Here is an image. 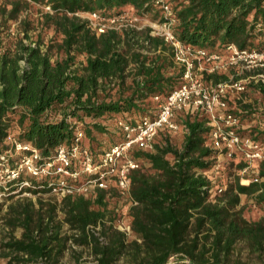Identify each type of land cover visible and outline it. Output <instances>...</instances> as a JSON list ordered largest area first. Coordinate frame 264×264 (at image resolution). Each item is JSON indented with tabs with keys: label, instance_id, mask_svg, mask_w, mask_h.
Returning a JSON list of instances; mask_svg holds the SVG:
<instances>
[{
	"label": "trees",
	"instance_id": "trees-1",
	"mask_svg": "<svg viewBox=\"0 0 264 264\" xmlns=\"http://www.w3.org/2000/svg\"><path fill=\"white\" fill-rule=\"evenodd\" d=\"M32 1L49 8L41 15L42 22L61 35L56 48L62 57L52 61L51 46L47 44L43 50L39 39L24 42L29 39L27 19L19 21L23 37L17 36L3 50L0 42V153L11 148L6 139L12 137L17 143L32 145L43 160L51 159L58 146L73 144V123H77L84 145L96 155L104 149L101 140L109 145L122 140L108 122L119 119L133 124L143 115L153 116L156 103L152 97L165 96L179 86L182 72L172 62L170 47L162 39L150 37L148 29L107 30L95 35L78 16L96 13L110 19L128 13L138 20H163L153 0ZM168 3L176 39L193 50L220 56L229 45L238 51H264V0ZM8 4L9 9L0 4L4 22L16 21L29 6L27 0H10ZM136 37L158 52L152 56L136 52ZM79 55L84 56L83 63L76 61ZM130 64L133 68L126 73ZM203 80L217 84L228 76L216 71L204 73ZM252 86L264 95L262 83ZM235 103L237 107L230 111L240 120L239 134L264 140V124L246 126L242 131L244 122L264 117V103L260 112L242 100ZM184 112L187 117L181 120L180 149L165 138L162 144L153 142L149 151L139 147L130 151L140 162L139 169L131 173L127 197L132 240L116 228L117 213L109 208L110 199L123 197L114 185L95 189L88 197L64 196L57 204L63 220L57 223L55 205L41 213L30 201L21 204L14 200L21 191L15 193L17 188L10 183L6 189L0 187L3 204L9 202L6 222L20 227L22 234L0 243L8 258L6 264H51L68 240L89 247L93 264H117L119 260L126 264H264V216L248 221L238 208L241 195L255 206L264 205V164L259 163L256 175L246 178L250 180L247 184L237 177L224 188H214L205 175L216 158L206 145L211 131L208 119L201 111ZM245 166L240 160L238 172ZM218 188H223L222 192L212 195ZM62 224L67 226L68 236L62 232ZM237 245L254 254L256 261L234 257Z\"/></svg>",
	"mask_w": 264,
	"mask_h": 264
},
{
	"label": "built area",
	"instance_id": "built-area-1",
	"mask_svg": "<svg viewBox=\"0 0 264 264\" xmlns=\"http://www.w3.org/2000/svg\"><path fill=\"white\" fill-rule=\"evenodd\" d=\"M153 5L161 10L163 20L152 24L150 35L162 39L170 47L172 62L182 72L179 86L165 96L152 97L156 103L153 116L143 115L133 124L119 119L114 121L113 127L119 131L122 140L104 147L96 155L91 154L84 145L83 132L77 123H73V144L70 147L58 146L54 157L48 160H43L32 145L20 144L12 137H7L6 142L11 148L0 153L1 188L6 189V185L11 183L17 188L15 193L21 191L17 196L30 195L28 189L46 190L61 200L66 195L88 197L95 189L106 190L114 185L121 196L128 197L131 173L140 167V162L130 156V151L134 147L149 151L160 130H179L181 127L175 123L174 118L183 111L203 112L211 127L206 145L216 157L240 155L246 163L240 174L247 172L255 162L264 164V140L241 136L238 132L241 129L240 120L228 106L229 92L240 96L245 92L247 84L233 79L209 85L203 81L204 73L226 71L235 65H240L248 72H260L264 70V51H238L235 46L229 45L226 55L220 56L208 54L201 49L193 50L176 39L173 33L175 20L168 0H153ZM46 9L49 10L48 7ZM84 16L90 29L97 28V34L106 29L102 22H125L126 28H136L138 21L128 13L110 19L96 13ZM144 45L148 43L144 42ZM260 73L256 74L255 83L264 84V75ZM29 178L34 179L35 184ZM240 182L247 184L250 180ZM222 190L218 188L212 195ZM3 202L0 194V204Z\"/></svg>",
	"mask_w": 264,
	"mask_h": 264
},
{
	"label": "rangeland",
	"instance_id": "rangeland-1",
	"mask_svg": "<svg viewBox=\"0 0 264 264\" xmlns=\"http://www.w3.org/2000/svg\"><path fill=\"white\" fill-rule=\"evenodd\" d=\"M10 0H0V4H6L7 8H10V4H8ZM29 2V6L27 9H22L21 12L18 15V18L16 21H3L0 17V42H1V48L2 50L6 47L13 44V41L17 36L23 37V34L21 33V30L24 28L22 25H19V21L23 19H27V21L30 23L29 27L30 30L28 32L29 39L24 40L26 43H32V41L35 40H41L43 43L42 49H45V46L48 44V46H51L50 51L48 52L51 54L53 61L56 57L61 58L62 55L57 51V45L59 44L61 40V35L58 32H55L54 29L50 26H46L42 22L41 15L43 12H45L47 9L43 5H40L39 3H36L32 0H27ZM173 3V0H172ZM50 11V10H47ZM83 20H87L84 15L79 16ZM160 21V19L151 21L149 18L138 20L135 24L134 28L136 31H142L144 29H148V35H150V32L152 29V24H155V22ZM105 26V31L107 30H115L120 32L122 29H126L125 22H118L115 24H109L107 22H102ZM129 28V27H127ZM97 34V28L91 29ZM104 31V32H105ZM103 32V33H104ZM102 34V33H100ZM144 40L141 38H135L133 39V47L135 48L136 52H140L142 54H146L148 56H152L156 54L158 51L155 52L153 48L148 44L147 46L144 45ZM33 45V44H32ZM226 55V54H225ZM76 61L78 63L84 62V56L79 55L76 58ZM133 66L130 64L127 68V71L131 72V69ZM227 74L228 80H242L245 82L246 89L243 94L240 96H237L234 92H229L227 99H228V106L230 109H235L237 107V104L235 103L236 100H242L246 104H251L253 108L260 112L263 110V103H264V95L260 92H258L254 86L257 83H255V76L257 73L264 75V70L260 72H248L241 68L240 65H235L233 67L228 68L226 71H223ZM227 80V81H228ZM204 81V80H203ZM206 85L213 84L211 81H204ZM226 82V81H224ZM264 85V84H263ZM239 98V99H237ZM185 113V112H184ZM184 113H178V116L174 118V121L177 125L181 126V120L185 119ZM259 123V124H258ZM107 124V123H105ZM109 127H113V122H108ZM264 124V117L261 115H258L255 120L250 122H244L242 124V131L245 132L246 126H258ZM182 129L179 128V130L172 132L168 130H162L161 133H158L156 138L154 139V143H163L165 138L168 139L170 144L174 146L177 149H180L182 146L183 141V134ZM245 134V133H243ZM246 135V134H245ZM103 147H107L109 143L105 142L104 140H101ZM242 160L241 156L236 154L232 157H225L223 155H219L214 159V167L213 169L207 171L205 175L209 178L211 181L213 187H219L222 186L225 187V183L229 180H233L237 177H239L240 181L246 180L247 177L256 175L258 162L253 163L252 167L245 173L240 174L238 172L236 165L238 162ZM218 167L217 169L215 168ZM214 192V191H213ZM14 200H18L21 204L26 203L27 201H30L34 206L35 210L41 211V213L45 212L50 205H55V215H54V222L62 223L63 215L58 210L57 204L60 201L59 197H56L52 194L46 193V194H30V195H20L16 196ZM9 202L4 203L2 205V209L0 212V243H4L8 240L9 237H15L20 238L22 234V229L20 227H12L7 225L6 220L8 217L5 215L7 214V207ZM130 202L127 197H119L118 199L113 198L109 200V208L114 209L117 213V219H116V228L122 232H125L127 235V240H132L134 236L130 232V229L128 230L127 227H129V221L130 218L127 214V209ZM238 208H242V216L248 220V221H257L261 217L264 216V205L263 206H255L250 199H248L246 196L241 195L240 196V203ZM237 208V209H238ZM126 227V228H125ZM99 230V227L95 228L94 231L97 232ZM62 232L65 234V236H68V230L67 226L65 224H62ZM5 252L0 247V264H6L8 258L5 257ZM234 257L240 258L242 261L247 262H254L256 261L255 255L249 253V251L243 246V245H237L234 252ZM51 263V262H50ZM94 258L91 253V250L89 247L85 246H78L72 243L71 240H68L66 243V247L63 250V252L58 255V258L51 264H93ZM39 264V263H38ZM117 264H126L124 260H119Z\"/></svg>",
	"mask_w": 264,
	"mask_h": 264
},
{
	"label": "crops",
	"instance_id": "crops-1",
	"mask_svg": "<svg viewBox=\"0 0 264 264\" xmlns=\"http://www.w3.org/2000/svg\"><path fill=\"white\" fill-rule=\"evenodd\" d=\"M185 115H186V113H184ZM176 116H178V114L176 115ZM181 127V126H180ZM180 129H182V127L180 128ZM182 131V130H181Z\"/></svg>",
	"mask_w": 264,
	"mask_h": 264
}]
</instances>
